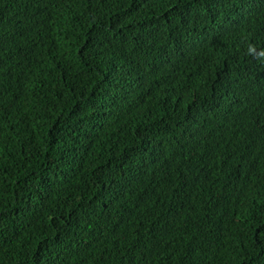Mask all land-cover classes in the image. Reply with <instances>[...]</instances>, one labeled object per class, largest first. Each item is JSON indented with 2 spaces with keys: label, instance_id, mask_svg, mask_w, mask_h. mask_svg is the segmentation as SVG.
Segmentation results:
<instances>
[{
  "label": "trees",
  "instance_id": "1",
  "mask_svg": "<svg viewBox=\"0 0 264 264\" xmlns=\"http://www.w3.org/2000/svg\"><path fill=\"white\" fill-rule=\"evenodd\" d=\"M264 0H0V264H264Z\"/></svg>",
  "mask_w": 264,
  "mask_h": 264
},
{
  "label": "clouds",
  "instance_id": "2",
  "mask_svg": "<svg viewBox=\"0 0 264 264\" xmlns=\"http://www.w3.org/2000/svg\"><path fill=\"white\" fill-rule=\"evenodd\" d=\"M247 54L249 56H253L255 59H257L259 61H264V49L257 52V48L253 44L247 45Z\"/></svg>",
  "mask_w": 264,
  "mask_h": 264
}]
</instances>
